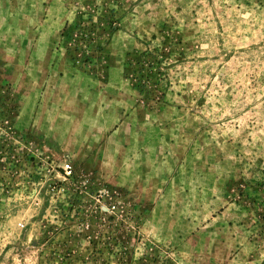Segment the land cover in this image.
I'll use <instances>...</instances> for the list:
<instances>
[{"label":"rangeland","instance_id":"1","mask_svg":"<svg viewBox=\"0 0 264 264\" xmlns=\"http://www.w3.org/2000/svg\"><path fill=\"white\" fill-rule=\"evenodd\" d=\"M0 264H264V0H0Z\"/></svg>","mask_w":264,"mask_h":264},{"label":"trees","instance_id":"2","mask_svg":"<svg viewBox=\"0 0 264 264\" xmlns=\"http://www.w3.org/2000/svg\"><path fill=\"white\" fill-rule=\"evenodd\" d=\"M77 36H83L82 35V31H78L76 33ZM149 58H154V53L152 51H146L144 52L143 54H141L139 57H133L131 60H130V65L132 66V68H136L137 66L139 65H142L144 66V64H148V66L152 69L153 68V63ZM143 83V82H142ZM145 85L146 83L142 86L144 87L145 89Z\"/></svg>","mask_w":264,"mask_h":264},{"label":"built area","instance_id":"3","mask_svg":"<svg viewBox=\"0 0 264 264\" xmlns=\"http://www.w3.org/2000/svg\"><path fill=\"white\" fill-rule=\"evenodd\" d=\"M63 169H64L65 174H66L67 176H71L72 173H73V171H74L73 166H72V164H70V163H66V164L63 166Z\"/></svg>","mask_w":264,"mask_h":264}]
</instances>
